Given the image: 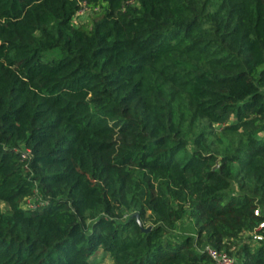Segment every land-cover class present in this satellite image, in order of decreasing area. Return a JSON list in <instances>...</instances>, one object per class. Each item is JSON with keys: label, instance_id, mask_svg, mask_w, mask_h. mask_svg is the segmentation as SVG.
Wrapping results in <instances>:
<instances>
[{"label": "trees", "instance_id": "obj_1", "mask_svg": "<svg viewBox=\"0 0 264 264\" xmlns=\"http://www.w3.org/2000/svg\"><path fill=\"white\" fill-rule=\"evenodd\" d=\"M0 201V264H264V0H0Z\"/></svg>", "mask_w": 264, "mask_h": 264}, {"label": "built area", "instance_id": "obj_2", "mask_svg": "<svg viewBox=\"0 0 264 264\" xmlns=\"http://www.w3.org/2000/svg\"><path fill=\"white\" fill-rule=\"evenodd\" d=\"M23 156L26 152L22 153ZM45 203V201L41 202ZM39 203L29 202V207H34ZM263 212L259 207L254 210V213ZM250 239L254 242H264V218L249 232ZM202 250L211 258L212 264H236V256L226 250L217 248L209 243L203 245Z\"/></svg>", "mask_w": 264, "mask_h": 264}, {"label": "rangeland", "instance_id": "obj_3", "mask_svg": "<svg viewBox=\"0 0 264 264\" xmlns=\"http://www.w3.org/2000/svg\"><path fill=\"white\" fill-rule=\"evenodd\" d=\"M91 11L92 10L89 7L81 3L80 7L73 15V22L79 23L87 21L91 15ZM216 125L219 126L218 124ZM0 207L4 209L5 204L3 201H0ZM233 251L234 249H232V253L234 254ZM90 260L92 264H114L108 253L105 252L101 247H98V249L90 256ZM236 260V264H243L241 258L237 257Z\"/></svg>", "mask_w": 264, "mask_h": 264}, {"label": "crops", "instance_id": "obj_4", "mask_svg": "<svg viewBox=\"0 0 264 264\" xmlns=\"http://www.w3.org/2000/svg\"><path fill=\"white\" fill-rule=\"evenodd\" d=\"M195 231L194 226L188 220H181L177 227L178 233H193Z\"/></svg>", "mask_w": 264, "mask_h": 264}]
</instances>
